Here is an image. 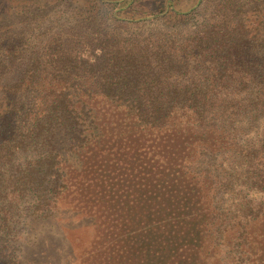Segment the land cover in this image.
Returning <instances> with one entry per match:
<instances>
[{"label":"trees","instance_id":"obj_1","mask_svg":"<svg viewBox=\"0 0 264 264\" xmlns=\"http://www.w3.org/2000/svg\"><path fill=\"white\" fill-rule=\"evenodd\" d=\"M77 1L80 10L86 1L104 7L95 10V26L86 27L83 13L76 14L81 28L76 43L86 44L82 51L36 56L35 62L57 66L38 62L14 69L4 66L17 52L0 54V264H26L29 238L22 233L30 222L61 220L66 207L93 212L112 179L124 187L119 209L131 210L135 218L154 207L151 199L164 206L161 211L170 209L177 188L188 183L202 242L219 244L232 229L259 249L253 262L259 264L264 259L260 20L241 18L238 0H195L186 8L153 0L146 9L144 0ZM246 2L255 6L258 0ZM119 25L144 28L123 34ZM110 133L124 143L114 154L106 144ZM228 169L258 193L255 215L241 212L231 219L216 210L208 195L226 186ZM248 216V230L231 225ZM194 264L209 262L197 256Z\"/></svg>","mask_w":264,"mask_h":264},{"label":"rangeland","instance_id":"obj_2","mask_svg":"<svg viewBox=\"0 0 264 264\" xmlns=\"http://www.w3.org/2000/svg\"><path fill=\"white\" fill-rule=\"evenodd\" d=\"M173 1L175 7L182 8L195 2ZM203 1L206 0H197V4ZM246 1L248 0H238V3H243L240 17L251 16V20L254 19L256 23L260 20L256 24V37L259 40L264 36V13L262 9L256 8L264 7V0H258L255 6ZM144 3L143 9H146L152 6L153 0H144ZM82 4L87 5L86 9L80 10L77 0H70V3L61 0H0V39L4 38L0 44V54L6 56L17 52L16 58H9L4 67L25 68L38 62L43 66H57L60 64L44 59L35 62L36 56H49L55 54V51H82L86 44L82 45V41L76 43L77 33L81 30L80 22H75L76 14L83 13V25L89 21L86 27L95 26V10L102 11L104 8L103 5H96L95 1ZM229 7L230 5L228 9ZM193 14L196 20L201 19L199 14ZM224 15L227 19L230 14ZM139 26L119 25L118 30L123 34H126L125 31H137L136 34L144 28ZM156 26L165 31L171 30L164 28L161 23ZM84 28L83 26L82 30ZM83 40L90 38L86 36ZM1 64L0 67L3 66ZM106 140L113 154L121 150L124 144L118 133H110ZM113 162L118 164L116 159ZM227 173L232 176L228 183L225 182L226 186L208 195L216 210L231 219L241 212L255 215L257 208L254 206L259 199L258 193L241 184L242 177L237 171L228 169ZM185 185L180 189L176 187L175 204L166 212L161 211L164 206L151 199L150 201L155 202L154 207L149 208L145 216L135 218L130 216L131 210L126 209L125 212L124 207L119 209L118 202L122 203L124 187L120 181L112 179L108 193L101 200L98 199L93 212L79 214L66 207L59 216L61 220L56 217L49 223L40 219L30 222L27 231L22 233L23 237L29 238L26 250L30 255L24 257V260L26 264H194V259L200 256L203 263L207 260L209 264H254V259H258L261 254L259 249L251 248L252 241L242 237L244 234L227 229L222 233L224 239L219 244L202 242L197 227L199 222L194 212L195 193L188 188V183ZM143 210L144 208L134 215ZM248 218L249 220L242 219L231 225L248 230L251 225L250 216ZM218 227L216 222L212 227L213 231ZM207 233L214 235L211 229ZM248 233L250 230L246 234ZM254 240L259 243V240ZM244 256H247L248 261ZM241 258L243 259L240 260ZM259 264H264V259Z\"/></svg>","mask_w":264,"mask_h":264}]
</instances>
